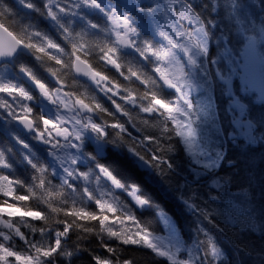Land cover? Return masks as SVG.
<instances>
[{"label": "snow or ice", "instance_id": "obj_1", "mask_svg": "<svg viewBox=\"0 0 264 264\" xmlns=\"http://www.w3.org/2000/svg\"><path fill=\"white\" fill-rule=\"evenodd\" d=\"M228 5L0 0V264H218L221 249L205 228L185 248L154 205L170 244L114 190L127 191L137 206L152 203L122 182L118 153L132 154L162 178L173 168L177 142L194 159L204 155L200 125L213 120L217 83L232 94L239 67L242 83L264 91V38L241 30L243 65L227 37L210 58V16ZM82 80L94 88L81 91ZM195 200L192 192L183 202L195 210ZM199 215L212 224L211 213Z\"/></svg>", "mask_w": 264, "mask_h": 264}, {"label": "trees", "instance_id": "obj_2", "mask_svg": "<svg viewBox=\"0 0 264 264\" xmlns=\"http://www.w3.org/2000/svg\"><path fill=\"white\" fill-rule=\"evenodd\" d=\"M231 3L229 0L227 7L210 16L213 20L207 26L213 37L210 58L218 55L227 37L234 56L241 64V30L257 39L264 38V0H234V6ZM196 7L199 8L200 3ZM259 50L264 54V44ZM82 85L81 91L94 88L87 80H82ZM233 90L234 96L218 82L213 95L215 118L212 121L217 125L214 136L222 141L223 152L219 167L199 176L196 172L199 168L179 142L169 156L173 168L164 178L132 154L118 153L117 169L122 182L138 186L152 203L138 208L125 191L114 190V195L128 204L137 219L147 223L153 233L164 232L154 205L173 219L187 245H192L199 227L205 228L221 249L218 264H264V103L257 102L254 94L243 93L238 78L233 79ZM235 99L243 105L238 109L252 125L258 139L256 144L238 137L235 125L238 109L233 106ZM213 181H218L221 187L214 188ZM192 192L196 194L194 202L198 205L195 210H189L183 202ZM200 209L212 214L209 217L211 225L199 215ZM130 252L150 255L148 250L138 248H132ZM81 258L88 259L87 254H82ZM150 264L166 262L151 261Z\"/></svg>", "mask_w": 264, "mask_h": 264}, {"label": "rangeland", "instance_id": "obj_3", "mask_svg": "<svg viewBox=\"0 0 264 264\" xmlns=\"http://www.w3.org/2000/svg\"><path fill=\"white\" fill-rule=\"evenodd\" d=\"M241 61L242 62L240 65H243V59ZM243 71H244V69L241 66L238 74L234 77V78H238L240 80L243 93L254 94V95H256L257 102L264 103V91L260 90L259 88L253 87L252 85H250L246 82L242 83V81L240 79V74H242ZM230 95L234 96L233 81H232V94H230ZM196 98H197V100L200 99L199 95L194 93V96H193L194 102L197 101ZM234 101H235V102H233L234 108H237V109H238V107L243 108V105L237 99H235ZM212 115H213V119H214L215 113H214L213 106H212ZM235 118H236L235 125L238 129V137L244 139L247 143L256 144L258 139L254 135V130H253L252 125L244 119L243 112L239 111V109H238V113L235 116ZM216 128H217V125L213 121L211 123H201V125H200L197 144H198L199 151L203 152L204 155L198 156L195 159L190 155L193 163L199 168L196 171L199 176L203 175L205 173V171L213 170V169L219 167V165L222 163V153H223L222 152V141L218 138H215V136H214V132H215ZM197 159H199L201 161L200 164H198L196 162ZM208 160L217 161L218 162L217 166L213 167L211 169H205L202 165H203V162H207ZM120 191H125V190L120 189ZM125 192L127 193V191H125ZM127 195H128V193H127ZM129 198L131 199L130 196H129ZM137 207L138 208H144L145 206L144 207L137 206ZM168 217H170V216L168 215ZM170 219H171L172 224L175 226L176 232L178 233L180 239L184 242L178 226L175 224V222L173 221V219L171 217H170ZM162 226H163L164 232L153 233V234L157 235V236H167V237H169V240L166 242H168L170 244L173 243L174 241L171 239L170 233L165 228L163 223H162ZM184 245H185V248L191 246V245H187L185 242H184ZM185 256H186V253H185Z\"/></svg>", "mask_w": 264, "mask_h": 264}, {"label": "water", "instance_id": "obj_4", "mask_svg": "<svg viewBox=\"0 0 264 264\" xmlns=\"http://www.w3.org/2000/svg\"><path fill=\"white\" fill-rule=\"evenodd\" d=\"M242 111V110H241Z\"/></svg>", "mask_w": 264, "mask_h": 264}]
</instances>
